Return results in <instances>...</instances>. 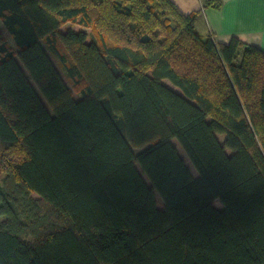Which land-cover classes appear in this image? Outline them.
<instances>
[{"label":"trees","instance_id":"trees-1","mask_svg":"<svg viewBox=\"0 0 264 264\" xmlns=\"http://www.w3.org/2000/svg\"><path fill=\"white\" fill-rule=\"evenodd\" d=\"M198 13L0 0V264H264V50Z\"/></svg>","mask_w":264,"mask_h":264},{"label":"crops","instance_id":"crops-1","mask_svg":"<svg viewBox=\"0 0 264 264\" xmlns=\"http://www.w3.org/2000/svg\"><path fill=\"white\" fill-rule=\"evenodd\" d=\"M181 12L199 11L195 30L216 43L238 38L264 50V0H219V8L206 7V0H171Z\"/></svg>","mask_w":264,"mask_h":264},{"label":"rangeland","instance_id":"rangeland-1","mask_svg":"<svg viewBox=\"0 0 264 264\" xmlns=\"http://www.w3.org/2000/svg\"><path fill=\"white\" fill-rule=\"evenodd\" d=\"M72 28L76 29L77 27L74 26V27H72ZM3 31H4V30H3ZM4 33H5V31H4ZM5 36H6L7 40H9V42H11V39L9 38V36H8L6 33H5ZM50 56H51V59L53 60V63L55 64L56 68H57L58 71L60 72V74H61L63 80L65 81L66 84H68V82H67V80H66V77H65L63 71H62V70L58 67V65L56 64V61H55L54 57H53L51 54H50ZM164 82L167 83V84H169L167 81H164ZM170 86H171V85H170ZM222 137H223L222 134H217V138H218L219 140H222ZM172 143L177 147V149H178V151H179V154L185 159V162H186L187 166L189 167L191 173H192L193 175H196V172H195L194 168L192 167V165H191L190 162L188 161L186 155H185L184 152L181 150V148L179 147V145H178V143L176 142V140L172 139ZM135 151L137 152L138 150L135 149ZM156 201H157V205H158V206H161V201H160V199H159L157 196H156ZM215 205L219 206V202H218V201H215Z\"/></svg>","mask_w":264,"mask_h":264}]
</instances>
